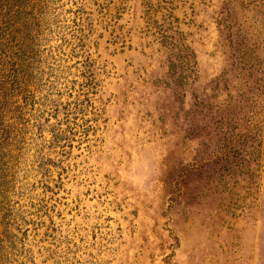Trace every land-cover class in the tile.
<instances>
[{
  "label": "rangeland",
  "instance_id": "374dc122",
  "mask_svg": "<svg viewBox=\"0 0 264 264\" xmlns=\"http://www.w3.org/2000/svg\"><path fill=\"white\" fill-rule=\"evenodd\" d=\"M0 264H264V0H0Z\"/></svg>",
  "mask_w": 264,
  "mask_h": 264
},
{
  "label": "trees",
  "instance_id": "16d2710c",
  "mask_svg": "<svg viewBox=\"0 0 264 264\" xmlns=\"http://www.w3.org/2000/svg\"><path fill=\"white\" fill-rule=\"evenodd\" d=\"M15 74H16L15 76H17L18 75V72H15Z\"/></svg>",
  "mask_w": 264,
  "mask_h": 264
}]
</instances>
